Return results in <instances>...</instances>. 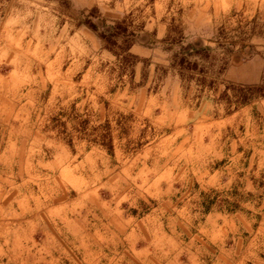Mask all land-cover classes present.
Wrapping results in <instances>:
<instances>
[{
    "label": "rangeland",
    "instance_id": "obj_1",
    "mask_svg": "<svg viewBox=\"0 0 264 264\" xmlns=\"http://www.w3.org/2000/svg\"><path fill=\"white\" fill-rule=\"evenodd\" d=\"M150 260L264 264V0H0V264Z\"/></svg>",
    "mask_w": 264,
    "mask_h": 264
},
{
    "label": "crops",
    "instance_id": "obj_2",
    "mask_svg": "<svg viewBox=\"0 0 264 264\" xmlns=\"http://www.w3.org/2000/svg\"><path fill=\"white\" fill-rule=\"evenodd\" d=\"M134 46L132 45L131 46V48H130V50L133 48ZM111 98H112V100H113V98H114V100H115V102L118 104H123V102H120V101H122V98H120L119 96H115V95H112V96H110ZM120 98V99H119ZM159 99L158 98H156V97H146V98H142V100H141V104H143V103H146V105H147V107H149V105H151V104H156L155 103V101H158ZM145 101V102H144ZM158 232L157 233H159L158 234V238H166V235L163 233L162 234V232L158 229L157 230ZM120 232V231H119ZM162 234V235H161ZM151 245H152V243H150L149 245H146V246H141V243H136V244H134V245H129L130 246V248L132 249V248H134L135 249V251H136V253H135V256H134V258L135 259H137L138 260V262H140V263H146L145 262V260H141V256H139V255H137V254H140V255H142V254H146V255H150V254H154V251L155 250H150L151 249ZM154 247H156V245H153ZM139 249V250H138ZM154 249V248H153ZM134 251V252H135ZM156 255V254H155ZM133 258V259H134ZM135 259H134V261H135ZM132 262V261H131ZM132 263H134V262H132ZM148 264H159V263H157V262H155V261H153V260H150L149 262H148Z\"/></svg>",
    "mask_w": 264,
    "mask_h": 264
}]
</instances>
